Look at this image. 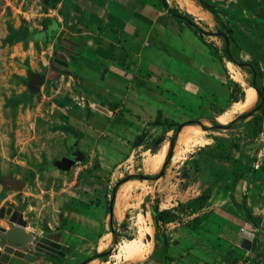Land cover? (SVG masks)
<instances>
[{
    "label": "rangeland",
    "instance_id": "obj_1",
    "mask_svg": "<svg viewBox=\"0 0 264 264\" xmlns=\"http://www.w3.org/2000/svg\"><path fill=\"white\" fill-rule=\"evenodd\" d=\"M205 1L214 8L221 26L211 15L208 24L194 21L179 8V0H166L200 29V36L225 73V103L198 105L195 117L182 122H191L189 126L201 131L205 143L190 141L188 146L182 145L180 157L171 161L175 142L165 169L161 172V165L154 171L145 166L146 158L163 143L168 148L175 132L151 131L141 147L105 170L100 181H93L95 169L87 164L82 167V163H76L66 172L55 166L72 144L70 135L60 131L65 123V106L71 102L77 107L82 102L84 78L73 75L72 63L65 61L60 47L74 50L56 35L47 43L7 39L8 30L33 33L41 31L47 21L62 23L63 17L72 22L80 15L66 6L68 0H0V208L23 202V218L29 221L25 231L33 239L50 238L61 245L72 228L85 238L73 247L59 245L63 258L51 260L42 255L35 264H62L66 258L72 261L70 264H224L226 256L234 259V264H264V0ZM67 29L75 31V25ZM50 32H57V28ZM218 32L231 35L238 45L235 61L257 67L255 83L263 90L261 110L253 111L261 101L256 97L251 108L224 124H219L216 116L243 98V88L231 78L226 62L249 86L252 76L248 67L240 68L224 56L222 39L209 35ZM63 33L65 30L60 29L59 36ZM51 58L65 64H49ZM205 113L210 116L205 117ZM162 137L165 140L156 145ZM13 181L23 185L13 188ZM84 185L94 189L92 195L86 194ZM122 187V197L118 198L116 192ZM114 188L117 205L109 220L108 204ZM230 195L235 204L246 205L258 219L257 228L245 222ZM152 207L166 211L164 220L158 222V232L167 237L166 255L170 260L163 259V248L154 240L149 213ZM43 223L48 224L49 233L42 232ZM0 226L7 228L3 219ZM148 228L152 233L147 234ZM241 230L250 231L256 238L253 253L245 244L242 247ZM105 235L108 240L99 248ZM124 240H134L137 245L120 255L117 247ZM18 262L11 258L9 264Z\"/></svg>",
    "mask_w": 264,
    "mask_h": 264
},
{
    "label": "crops",
    "instance_id": "obj_2",
    "mask_svg": "<svg viewBox=\"0 0 264 264\" xmlns=\"http://www.w3.org/2000/svg\"><path fill=\"white\" fill-rule=\"evenodd\" d=\"M68 1L66 6L81 18L71 22L62 17L50 37L56 35L72 47L74 51L60 48L65 61L72 63L73 75L84 78L82 102L65 106L64 124L81 134L79 139L71 138L76 148L69 152L74 155L72 166L93 167V181H100L105 170L141 147L151 131H163L164 120L166 125L180 124L195 117L198 105L225 103L222 64L199 33L169 12L172 7L166 0L167 7L160 0ZM72 23L75 31L67 29ZM60 29L65 30L63 36ZM156 118L160 124H154ZM138 137L141 141L134 146ZM84 190L92 195L94 189L84 185ZM63 239L61 245L66 247L85 240L73 228ZM38 256L37 261L42 259ZM231 260L226 256L223 262L231 264ZM70 262L66 258L62 264Z\"/></svg>",
    "mask_w": 264,
    "mask_h": 264
},
{
    "label": "water",
    "instance_id": "obj_3",
    "mask_svg": "<svg viewBox=\"0 0 264 264\" xmlns=\"http://www.w3.org/2000/svg\"><path fill=\"white\" fill-rule=\"evenodd\" d=\"M161 2L163 3V5L165 7H167L165 4V0H161ZM80 5H81V3H80ZM169 11H170V9H169ZM173 15L175 17L181 18L183 21H186L189 23L191 22L187 18H185L184 16H180V15H176V14H173ZM59 26H60L59 23H53V22L47 21L46 23H44L41 31H36V32H33L31 34V40L33 42H39L40 41L43 43H47L48 39H49L48 31H50L54 27L58 28ZM195 27H196V25H195ZM209 35H214V36H217V37L222 39V41L224 43L225 50H226L227 57L229 59H231V61H233L232 63H234L235 65H237L240 68L241 67H248L250 69L251 76H252V82H251L252 86L250 85V87L256 92V97L260 98V100H261L259 105H257L253 109V111L260 110L262 108V94L260 93L258 88L255 87L256 72L254 70V67L250 63H245L242 61L237 62L233 59L232 55L230 54V52L228 50V47H229L228 38L224 33H222V32L209 33ZM54 54H56V52H54ZM52 61L58 62L59 64H62V65L65 64V63L60 62L56 58H51L49 60V64H52ZM40 82H41V80H40ZM96 109L103 112V113H106V111L104 109H101L100 107H96ZM250 114H251V112L244 114V115H241L239 118H244ZM189 125H192V123L191 122L181 123L177 127V130L175 132L174 137H171V139L169 140L168 151H167L166 157L162 163L161 172L165 169L166 164L168 163V161L172 157V151L174 149L176 137H177L179 131L183 127L189 126ZM164 140H165V138L162 137V138L158 139L155 144L158 145V144L162 143ZM73 163H74L73 159L64 157L60 161L56 162L55 166L58 170H60L62 172H66L73 165ZM11 184L13 185V188H16V189L20 188L23 185V183L20 181H13ZM115 191H116V188H114L112 190V193L110 196V201L108 204L109 220H111V217H112ZM25 209H26V205L21 201H19L12 208H9V207L0 208V219L4 220L5 225L7 227V228H5V227L0 226V264H9L11 258L23 260L27 264H35L38 257L33 253H37V254L52 258V259H56L57 257H63L64 254L62 252L58 251L59 245H57V244H55V243H53V242H51V241H49L43 237H39L38 239H33L28 233H26L25 229L28 226L29 221L27 219L23 218V212ZM41 230H42V232H45V233L50 231L49 227L45 223L42 224ZM111 233L114 236V233L113 232H111ZM240 237L243 239L242 247L245 248V245H246V248H248L249 251L251 253H253L255 250V247H256V238L253 236V234L250 231L241 230ZM28 246H31L30 249L32 250V253L26 251L28 249ZM105 254L106 253H103L102 255L97 254V255H95L94 258H98V257L103 256Z\"/></svg>",
    "mask_w": 264,
    "mask_h": 264
},
{
    "label": "bare ground",
    "instance_id": "obj_4",
    "mask_svg": "<svg viewBox=\"0 0 264 264\" xmlns=\"http://www.w3.org/2000/svg\"><path fill=\"white\" fill-rule=\"evenodd\" d=\"M179 8L183 10L186 14H188V16L191 17L194 21H199L204 24L209 23L210 14L207 12L205 13L204 10L197 7L194 3H192V1L179 0ZM226 63L231 78L235 82L239 83L243 88V98L241 101L232 102L224 112L216 116L215 119L219 124H224L227 121V119L235 116L236 114L240 113L245 109L251 108L256 101V92L249 85L245 84L243 79L240 77V74L233 68V65L230 62L227 61ZM179 132L180 133L178 134L176 141L177 152L176 150L174 151L171 161H175L177 158L180 157L179 152L181 150H184V147L182 145L188 146V142L190 141L193 144H199V145L205 143V140L200 137L201 131H199L194 127L188 126L186 128H183ZM191 135H194L196 137L193 138L191 137ZM167 149L168 148L166 143H163L157 151L148 155L145 161V166L147 168H151L154 171L158 170V168L162 165L166 157ZM123 190L124 187H122V190L120 188L119 191L116 192V197L118 198L122 197ZM116 205L117 203L114 204V207ZM148 233L149 234L152 233V230L150 228L147 229V234ZM107 240H108L107 235L103 236L101 238V241H103V243L99 245V248H102ZM136 245L137 242L134 240H124L120 242L117 249L120 255H126L128 254L129 249L131 247H135Z\"/></svg>",
    "mask_w": 264,
    "mask_h": 264
},
{
    "label": "trees",
    "instance_id": "obj_5",
    "mask_svg": "<svg viewBox=\"0 0 264 264\" xmlns=\"http://www.w3.org/2000/svg\"><path fill=\"white\" fill-rule=\"evenodd\" d=\"M161 1V0H160ZM193 1H196L197 4L206 12H208L214 19L215 23L220 25L221 26V21L219 19V17L217 16V13L215 12L214 8L212 7V5H210L209 3H207L205 0H193ZM172 15L173 14H176V15H180L178 14L174 9H170L169 11ZM180 16H184L185 18H187L189 21L190 18H188L187 15H180ZM177 19L183 21L181 18L177 17ZM185 24H187L188 26L192 27L194 29L195 32L197 33H202L200 31V29H198L197 27H195V24L192 23V21L189 23V22H186V21H183ZM9 31V36H8V40L11 38H19L21 40L23 39H27V38H30L31 39V34L32 33H29L27 31H21L19 33H16L14 31H11V30H8ZM50 35H51V32L48 31V36H49V39L48 40H51L50 38ZM227 38H228V41H229V47H228V50L230 52V54L232 55L233 59L235 55L236 58L238 57V53H239V47L238 45L235 43L234 39L231 37V35H226ZM35 43V42H34ZM206 45V44H205ZM208 46V45H206ZM209 47V46H208ZM56 48V47H55ZM223 52H224V56L227 57V54H226V50H225V47L223 49ZM228 58V57H227ZM229 59V58H228ZM231 61V59H229ZM233 62V61H231ZM253 67H254V70L256 72V77L259 75V71L257 69V67L254 66V64H251ZM251 86H252V83H251ZM255 87L258 88V90L260 91V93L262 94L263 90L261 87L257 86L255 84ZM262 109V108H261ZM260 109V110H261ZM240 117V116H239ZM238 117V118H239ZM212 124H215L214 123V120L211 119L209 120ZM166 123V120H164V124ZM154 124H160V121L158 118H156L154 120ZM180 124L178 123H169L167 125H165V128H164V132H168V131H173V132H176L177 130V127L179 126ZM215 126V125H214ZM60 131L65 133V134H69L70 135V138H76V139H79L81 137V134L77 131H75L74 129L68 127L66 124H64L62 127H60ZM174 137V135L172 136ZM141 141V138L138 137L136 139V141L134 142V146H137ZM71 147L69 148V152H72L73 150L75 151V146L73 144V142L71 141ZM154 150V147L150 148V151H153ZM200 198V197H199ZM230 200L232 202V204L234 205V207L239 210V211H242L243 212V215H244V220L246 223L250 224L252 227H256L257 228V225L258 223L256 221H258L257 218H255L251 211L248 209V207L246 205H237L234 203V198L232 195H230ZM165 210L163 211H158V209L155 207V208H150L149 210V213H150V218H151V221H152V228L155 232V236H154V240L158 243L161 244V247L163 248V259L164 260H170V258L166 255V252H167V248H168V240H167V237L164 233H160L158 232V222L160 221H163L164 220V214H165ZM109 214V213H108ZM235 263V260L232 259V264Z\"/></svg>",
    "mask_w": 264,
    "mask_h": 264
},
{
    "label": "flooded vegetation",
    "instance_id": "obj_6",
    "mask_svg": "<svg viewBox=\"0 0 264 264\" xmlns=\"http://www.w3.org/2000/svg\"><path fill=\"white\" fill-rule=\"evenodd\" d=\"M68 157H70V158H73L74 157V155L72 154V153H68V154H66ZM31 253H32V250L30 251ZM33 254H35L37 257H39L38 255H40V254H37V253H33Z\"/></svg>",
    "mask_w": 264,
    "mask_h": 264
}]
</instances>
